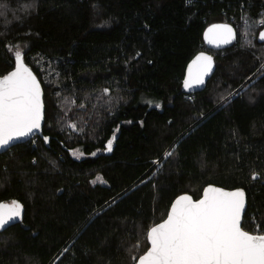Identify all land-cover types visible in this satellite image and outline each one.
<instances>
[{"label": "trees", "instance_id": "trees-1", "mask_svg": "<svg viewBox=\"0 0 264 264\" xmlns=\"http://www.w3.org/2000/svg\"><path fill=\"white\" fill-rule=\"evenodd\" d=\"M263 3L0 0V75L27 64L45 109L42 135L0 153L16 219L0 264H135L174 198L209 184L243 190L241 227L264 234V42L251 37ZM221 20L237 38L207 49ZM200 52L213 72L186 90Z\"/></svg>", "mask_w": 264, "mask_h": 264}, {"label": "water", "instance_id": "water-1", "mask_svg": "<svg viewBox=\"0 0 264 264\" xmlns=\"http://www.w3.org/2000/svg\"><path fill=\"white\" fill-rule=\"evenodd\" d=\"M235 39V29L222 21L208 23L202 32L210 50L230 47ZM258 41L264 42V29ZM213 69L212 56L198 53L186 66L184 88L201 89ZM44 110L41 83L27 64L17 62L0 75V153L42 135ZM245 208V192L238 188L209 184L196 199L178 195L165 218L148 229L149 246L135 264H264V234L241 227ZM9 209L0 203V231L16 221Z\"/></svg>", "mask_w": 264, "mask_h": 264}, {"label": "built area", "instance_id": "built-area-1", "mask_svg": "<svg viewBox=\"0 0 264 264\" xmlns=\"http://www.w3.org/2000/svg\"><path fill=\"white\" fill-rule=\"evenodd\" d=\"M259 14L261 16H260L259 20L257 21V25L260 26V29H264V3L260 6ZM231 20H233V19H231ZM221 21L228 22L226 20H221ZM239 21H240V23L236 22V25H238V24L240 25L241 24V26L242 25L244 26L246 24L247 19H244V18L241 19L240 18ZM228 23L231 24L233 26V28L236 30V28H235L236 25H233V23H231V21L228 22ZM246 37H247L246 33H241V38L242 39H246ZM251 37L257 39L258 38V34L257 35L253 34ZM236 38H237V34H236Z\"/></svg>", "mask_w": 264, "mask_h": 264}, {"label": "rangeland", "instance_id": "rangeland-1", "mask_svg": "<svg viewBox=\"0 0 264 264\" xmlns=\"http://www.w3.org/2000/svg\"><path fill=\"white\" fill-rule=\"evenodd\" d=\"M73 156L74 157H81L82 156V153L80 151H77L73 153Z\"/></svg>", "mask_w": 264, "mask_h": 264}]
</instances>
